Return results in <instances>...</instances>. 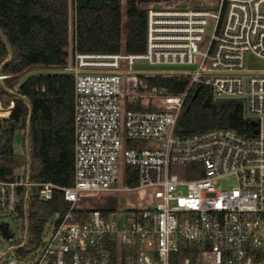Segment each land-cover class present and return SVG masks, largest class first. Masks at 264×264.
Instances as JSON below:
<instances>
[{"label": "built area", "instance_id": "obj_1", "mask_svg": "<svg viewBox=\"0 0 264 264\" xmlns=\"http://www.w3.org/2000/svg\"><path fill=\"white\" fill-rule=\"evenodd\" d=\"M79 5L69 0L68 57L59 67L74 78V184L33 182L29 167L0 178V215L22 230L24 187H40L43 200L59 189L69 207L25 256L8 251L22 237L1 223L13 239L5 237L0 264H264V71L251 68L264 59V0L140 3L147 26L138 53L78 51ZM139 63L186 70L147 73ZM156 76H184L189 86L174 94L149 82ZM194 85L215 102L242 103L253 133L182 134ZM100 196L121 202L104 212L92 202Z\"/></svg>", "mask_w": 264, "mask_h": 264}, {"label": "trees", "instance_id": "obj_2", "mask_svg": "<svg viewBox=\"0 0 264 264\" xmlns=\"http://www.w3.org/2000/svg\"><path fill=\"white\" fill-rule=\"evenodd\" d=\"M77 13L78 51L138 53L142 50L147 13L137 0H108L100 8L79 5ZM124 18L127 20L126 30ZM0 30V72L5 77L0 82V104L5 109L10 108L11 112L4 119L9 125L0 124V178H11L17 168L28 164L26 155L17 153L14 147L16 130L27 128L28 124L29 106L20 98L26 96L33 106L29 137L30 179L71 186L75 180L74 78L71 74L57 71L21 79L32 67L59 69L66 64L69 0H0ZM8 45L12 49L13 60L2 67L9 59ZM149 82L174 94L185 91L189 86V79L184 76H156L149 78ZM210 93L207 87H191L178 121L182 134L214 128L244 135L253 133V122L244 118L242 103L218 100V111L213 114L204 106ZM127 171L136 172L132 167H127ZM136 182L135 176H127L128 185ZM39 191L38 186L30 190L21 189L20 215L24 220L28 217L30 227L28 245L17 250L18 255L25 256L35 250L51 217L69 207L61 190H55L50 200L41 199ZM93 202L97 208L107 212L118 207L121 197H109L103 203L94 198ZM22 231L23 237L12 245L20 246L24 242L25 223Z\"/></svg>", "mask_w": 264, "mask_h": 264}, {"label": "rangeland", "instance_id": "obj_3", "mask_svg": "<svg viewBox=\"0 0 264 264\" xmlns=\"http://www.w3.org/2000/svg\"><path fill=\"white\" fill-rule=\"evenodd\" d=\"M125 3V2H124ZM123 7L125 8V5H123ZM126 19L124 18V28L126 30ZM126 33V31H125ZM251 68L253 69H257V70H260V71H264V59H254L252 62H251ZM135 69L136 70H144L145 72L147 73H150V72H161L162 70L164 71H171V72H179V71H184L186 70V68H182V67H168V66H165V67H157V66H151L147 63H139L135 66ZM59 72L60 69H57V68H48V67H41V66H38V67H32L30 68L29 70H27L22 76H21V79H26L28 77H31L33 75H37V74H40V73H49V72ZM218 98L215 97L214 100H217ZM12 107V106H11ZM10 108L8 109H5L1 104H0V117L2 118L1 121H4L5 118H8L9 115H10ZM6 112L7 114L5 116L2 115V113ZM27 140H28V137H27V128H20V129H17L16 130V133H15V140H14V147H15V151L19 154H22V155H26L27 159H28V150H27ZM29 163V162H28ZM26 168H28V164L25 165V166H22L20 168H17L16 172H20V173H23ZM233 185V182H225L224 185H222V188H231ZM107 198L109 197H106V196H100L96 199H98V201L100 202H105L107 200ZM93 202V201H92ZM1 223H6L10 226V228L12 229L13 232H16L17 235H19L18 237L21 238L23 237L22 235V226L20 227V224L19 222L13 220L11 217H5V216H1L0 215V224ZM8 246L9 244L7 243V241L5 240V236L4 234L2 233V231L0 230V252L4 251V250H7L8 249ZM9 256V255H7ZM2 261H5V257L2 258Z\"/></svg>", "mask_w": 264, "mask_h": 264}, {"label": "water", "instance_id": "obj_4", "mask_svg": "<svg viewBox=\"0 0 264 264\" xmlns=\"http://www.w3.org/2000/svg\"><path fill=\"white\" fill-rule=\"evenodd\" d=\"M149 1H152V0H137V2L139 4L140 3H146V2H149ZM166 1H169V0H166ZM107 2H108V0H80V6L81 7L89 6V7H92V8H100V7H102L104 5V3H107ZM0 33L2 34L1 30H0ZM3 38H4V36H3ZM8 49H9V53H10L9 59L5 63H3L2 67L6 63L11 62L13 60V52H12V49H11V47L9 45H8ZM3 78H5V77L2 76L1 72H0V82L2 81ZM6 91L9 92V93H12V91H10L8 89ZM20 98L29 106V119H28V124H27V137H28L27 150H28V162H29L28 163V167H29L28 176L30 177L31 176V169H30L31 156H30V153H29V150H30L29 137H30L31 119H32V115H33V106H32V103H31V101L29 100L28 97L20 96ZM204 106L209 108L212 111L213 114H216L217 111H218V104L215 101H213V98H212L211 94H209L207 99L205 100ZM0 120H2L1 117H0ZM25 224H26V231H25V236H24V242L20 246L10 247V249L8 251H17L20 248H24V247H26L28 245L29 227H30V223H29L28 217L26 218V223ZM3 234H4V236L7 239L12 241L13 235L8 231V227H6V226L3 227Z\"/></svg>", "mask_w": 264, "mask_h": 264}, {"label": "flooded vegetation", "instance_id": "obj_5", "mask_svg": "<svg viewBox=\"0 0 264 264\" xmlns=\"http://www.w3.org/2000/svg\"><path fill=\"white\" fill-rule=\"evenodd\" d=\"M0 124H1V125H4V124H6V125L8 126V125H9V122H4V121H1V122H0Z\"/></svg>", "mask_w": 264, "mask_h": 264}, {"label": "bare ground", "instance_id": "obj_6", "mask_svg": "<svg viewBox=\"0 0 264 264\" xmlns=\"http://www.w3.org/2000/svg\"><path fill=\"white\" fill-rule=\"evenodd\" d=\"M3 116H5V114H2Z\"/></svg>", "mask_w": 264, "mask_h": 264}]
</instances>
